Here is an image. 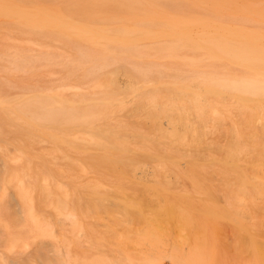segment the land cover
<instances>
[{
	"label": "bare ground",
	"instance_id": "bare-ground-1",
	"mask_svg": "<svg viewBox=\"0 0 264 264\" xmlns=\"http://www.w3.org/2000/svg\"><path fill=\"white\" fill-rule=\"evenodd\" d=\"M99 16L90 23L98 30L67 23L78 28L44 31L57 36H47L41 44L49 49L58 45L68 54H28L12 47L0 54V65L7 69L27 71L37 61L74 68L45 83H0V264H142L140 256L131 257L100 236L94 224L84 221L77 204L52 201L54 173L113 172L117 165L129 171L141 159L161 161L167 164L139 172L166 168L183 175L216 173L239 191L260 195L259 201L252 198L253 207L256 215L263 213L264 12L245 15L252 28L204 20L197 33L182 22L138 12ZM178 58L186 68L161 61ZM225 60L242 73L216 69V63ZM146 108L158 126L156 137L124 119L129 111L138 115ZM189 112L198 125L179 124H185ZM163 116L170 120L167 127L157 122ZM236 116L243 125L216 124ZM218 130L224 141L212 139ZM156 143L165 144V151L151 149ZM12 150L16 153L10 154ZM239 226L251 240L253 264H264L263 228L254 224L249 232L247 224Z\"/></svg>",
	"mask_w": 264,
	"mask_h": 264
},
{
	"label": "rangeland",
	"instance_id": "rangeland-1",
	"mask_svg": "<svg viewBox=\"0 0 264 264\" xmlns=\"http://www.w3.org/2000/svg\"><path fill=\"white\" fill-rule=\"evenodd\" d=\"M152 1L0 0V54L9 51L10 47L21 48L28 54L40 53L42 50L68 54L67 50L58 45L49 49L41 44L48 40L47 36H57L55 33L44 31L71 30L80 27L78 23L82 24L84 30H98L99 26H90V23L100 20V16L128 17L133 13L137 15L138 12L144 14V17L160 18L169 23L182 22L197 33L201 28V21L204 20L216 26L249 28L252 23H245L246 18L264 12V0ZM245 15L250 16L245 18ZM98 16L100 18L96 19ZM26 23L36 26L29 27L25 25ZM67 23L77 24L75 26L78 27L70 28ZM127 24L134 25L133 22ZM34 30H38L39 33ZM150 30L160 28L152 27ZM167 30L174 29L169 27ZM151 41L154 42L155 38H151ZM84 47L93 53L101 52L85 45ZM71 53H75V50L73 49ZM161 61L164 62V66L185 67V61L180 58L172 62L169 59ZM230 64L227 60L217 62L216 69L234 74L242 73L240 67ZM68 70L74 68L46 61L35 62L27 71L7 69L0 65V83L3 79L45 83L51 79L64 77ZM77 71L78 68L75 72ZM121 76L125 78L124 75ZM231 100H236L235 96H232ZM128 101L127 104L134 105V101ZM145 111L138 115L133 110L129 111L124 119L140 131L149 132L150 136L156 137L159 129L155 127L158 126L152 124L153 117L149 116L148 108ZM191 113L187 114L185 124H179L198 125L193 121L194 116ZM233 118L234 120L226 119L216 124L230 127L240 121L239 124L243 125V120H239L238 116ZM157 120L163 121L165 127L168 126L167 122L170 123L169 118L165 116ZM252 124L257 122L253 121ZM128 139L133 138L129 136ZM212 139L221 142L225 138L218 130L212 134ZM152 146L151 149L159 152L166 149L163 143ZM9 153L14 154L16 150ZM182 162L184 163V160ZM156 163L167 164L141 159L129 171H122L121 166L117 165L113 172L82 174L80 172L70 176L54 173L51 179L56 187L49 188L56 197L52 201L57 203L66 200L67 204H77L84 221L94 224L101 232L100 236L124 249L131 257L140 256L142 264H253L249 245L251 240L239 225L247 224L250 226V232L252 226L256 224L259 228L262 227L264 232V209L263 213L256 215L252 200L255 197V201H259L261 196L239 191L233 183H226V180L216 173L183 175L166 168L160 173L139 172L141 168L152 169ZM67 195L70 198L64 197Z\"/></svg>",
	"mask_w": 264,
	"mask_h": 264
}]
</instances>
